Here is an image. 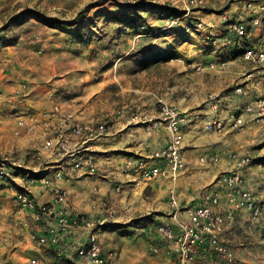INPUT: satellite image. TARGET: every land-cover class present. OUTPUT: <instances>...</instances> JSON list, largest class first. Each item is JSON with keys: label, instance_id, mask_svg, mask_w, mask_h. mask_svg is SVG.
Listing matches in <instances>:
<instances>
[{"label": "crops", "instance_id": "1", "mask_svg": "<svg viewBox=\"0 0 264 264\" xmlns=\"http://www.w3.org/2000/svg\"><path fill=\"white\" fill-rule=\"evenodd\" d=\"M212 1L206 0L201 7L186 6L184 0H181V7L168 4L181 11L179 15H169L143 6L128 11L129 8L124 7L127 2L123 1L110 5V11H107L104 6L109 0H43L40 3L46 11L36 12L39 15L35 19L37 25H33L37 32L33 30L32 35L27 33L26 36L22 31L18 41L4 44L6 36L2 27L12 17L19 16L17 20L25 25L35 14L23 12L31 8L27 6L29 2L0 0V157L9 159L11 176L10 180L0 183V264H32V260L34 264H88L84 259L73 257L69 250L65 255L44 253L31 234H43L51 223L44 215L40 221H35V211L19 209L14 199L25 172L48 170L51 175L58 168L69 170L73 163L70 158L62 160L51 156L43 149L39 136L14 134L20 116L38 113L52 103L85 120H110L106 135L88 143V149L80 153L91 156L97 169L94 174L74 172L72 182L67 185L68 214H84L99 226L102 252L114 251L117 264H176L175 256L156 231L158 224L168 222V192L173 183L168 177L144 181L135 170L140 159H149L152 164L161 163L152 158L153 153L166 146L169 134L162 123L156 127L148 121L133 123L127 115L116 117L114 112L124 105L130 113L133 106L139 104L141 115L159 119L156 99L162 98L189 113L191 118L183 128L186 167L175 182L179 201L183 205L191 203L204 190L223 194L218 178L231 167L229 154L245 151L234 144L237 132L213 133L203 129L206 116L201 105L208 91H221L233 85L242 61L230 62L224 69L205 68L201 72L195 71L193 66L206 63L211 53L215 55L208 39L224 31V14L247 18L255 9L245 14L240 7L243 0H233L230 4H226V0H217L215 4ZM259 4L256 1L255 6ZM81 6L89 7L91 11L80 13ZM113 8L116 11H112ZM110 16L123 21L119 31L125 35L119 37L130 42L125 54L133 45L139 44V39L143 42L150 37L151 40L139 45L141 51L151 47L163 37L156 36L160 30L174 25L177 31L171 35L180 43L179 52L170 55L164 64L168 69L173 67L175 72L162 74L159 70L164 67L158 61L147 63L135 59L125 64L122 60L125 54L103 62L89 58L88 48L92 44L86 39V32L97 27L96 21L102 22ZM133 16L137 17L136 25L130 22ZM44 19L58 22L48 26ZM161 23L165 25L153 28ZM140 24H148L153 29L139 39L136 34L131 38V32L137 33L134 27ZM21 25L19 28L23 30ZM254 32V41L264 40V17ZM47 70L53 71V75L46 74ZM177 74L184 80L178 92L176 85L169 83L171 76ZM136 77L144 80L140 88H136L138 83L131 82ZM249 154L253 160L243 173L244 183L257 199L264 198V191L258 189L260 184L256 180L264 176L259 173L261 167L257 162L260 153ZM211 155H218L219 162H199L200 156ZM30 190L39 204L51 201L50 190L37 185L30 186ZM261 224L249 220L245 209L237 211L234 221L225 229L222 241L237 258L248 257L251 252L246 251L244 244L248 236H239L237 229L246 226L252 230L250 225ZM85 235L86 230L78 227L65 237L63 245H78L84 242ZM152 244L160 246L158 253H149ZM214 261L216 259L206 256L199 264H215Z\"/></svg>", "mask_w": 264, "mask_h": 264}, {"label": "built area", "instance_id": "2", "mask_svg": "<svg viewBox=\"0 0 264 264\" xmlns=\"http://www.w3.org/2000/svg\"><path fill=\"white\" fill-rule=\"evenodd\" d=\"M205 1L184 0V3L186 6L201 7ZM256 1L260 2L257 6ZM240 7L245 14L252 8L255 12L247 18L224 14V31L208 39L215 50V60L193 66L195 71L201 72L205 68L224 69L230 62L242 61L241 70L232 86L221 91L211 90L205 95L201 111L206 116L203 129L208 132H239L251 124H264V40H253L254 31L260 27L264 17V0H243ZM136 29V38L147 32L146 24H140ZM156 100L159 119L141 115L139 104H135L130 113L124 105L114 112L116 117L127 115L133 123L148 121L154 127L162 123L169 134L166 146L153 153L152 158L161 161L160 164L140 159L135 167L144 181L168 177L173 183L168 192V222L158 224L156 231L167 243L168 251L175 256L176 264H199L206 256L226 264H236L237 256L222 241L225 229L234 221L237 211L243 209L248 210L253 221L264 220V202L259 203L254 198L243 180V173L251 164L252 156L246 152L229 154L231 167L218 178L223 194L204 190L191 203L181 204L175 182L186 167L183 128L189 123L191 115L162 98ZM109 121L108 118L82 119L73 111L63 110L57 103L19 118L14 132L16 136L21 133L30 137L39 136L43 149L51 156L62 160L73 159L70 169L66 171L58 168L51 175L48 170L25 172L21 175V188L14 196L19 209L35 211V221H40L44 215L51 223L43 234H31L44 253L65 255L69 250L73 257L84 259L88 264H117L114 251L102 252L98 240L99 226L84 214L69 215L67 212V185L72 182L74 172L94 174L97 169L91 156L80 153L88 149V143L106 135ZM219 160L218 155L199 157L202 164H216ZM10 177L9 159L0 157V183L10 180ZM32 185L50 190L51 201L39 204L30 190ZM78 227L86 230L84 242L71 247L63 245L65 237ZM148 251L156 254L160 246L152 244Z\"/></svg>", "mask_w": 264, "mask_h": 264}, {"label": "rangeland", "instance_id": "3", "mask_svg": "<svg viewBox=\"0 0 264 264\" xmlns=\"http://www.w3.org/2000/svg\"><path fill=\"white\" fill-rule=\"evenodd\" d=\"M25 3L29 2V5L31 8L25 9L23 12H26L27 14L34 13L35 16L32 17L29 21L31 22H26L25 25H21L23 21L17 20L19 16L12 17L7 25L5 27H2L4 30L3 35L6 36L4 37L5 43H13L15 41H18L19 35H22V31L24 33H31L32 31L35 30V19L37 16H39L36 12H43L46 11V8L43 10L42 8L44 7L43 3H40V1L43 0H23ZM99 1H107V0H97ZM123 1L127 2V4L124 7L129 8L128 11H135L138 8H141L143 6L144 8H147L149 10H158V8L152 9V7H160L163 5H177L178 7L182 6L181 0H109V4H106L104 7H106L110 11V5H114L116 2ZM233 0H226V4H230V2ZM96 2V3H97ZM213 4L217 3V0L212 1ZM19 7V6H16ZM172 7V6H171ZM91 11L89 7L81 6L79 8V12H88ZM112 11H116L115 8L112 9ZM30 17V16H29ZM28 19V18H26ZM54 20V19H53ZM55 23L58 21L54 20ZM92 22V21H91ZM122 20L116 19V16H110L106 20L100 22V20L96 21V28H90L88 32H86L87 40L91 41V46L88 48V57L93 58L96 61H106L107 59H113L116 58V56L125 54L126 50L129 48V43L128 40H125L122 38L120 39L119 35H123V31H119L120 23H122ZM132 25H136L138 23L137 17L133 16V20H130ZM21 26H24L23 30L22 28H19ZM165 25V23H161L159 25L153 26L154 29H157L158 27H162ZM147 26V32L149 33L152 31V27H149L150 25L146 24ZM16 29L17 31H12ZM134 29H136L134 27ZM38 30V29H37ZM176 28H174V25L171 26L170 28L166 30H160L156 36H163L157 41H155L151 47L145 49L144 51L140 50V44H148L151 40L150 37H147V40H144L141 42L139 39L138 45H133V48H131L127 54L124 55L122 60H125V64H129L130 61H133L137 59L138 62L144 61V62H154L158 61L162 65V67L159 70L162 74L166 75L167 72L170 71V73H174L175 69L170 66V69L166 68L164 64V60L170 57V55L179 52L178 47L180 45L179 42L174 39V35H171L172 33L176 32ZM37 32V31H36ZM134 34L136 32H131L130 37L134 38ZM166 36H171V37H166ZM173 36V37H172ZM33 37V36H30ZM114 38H117L113 41ZM92 39L95 41L93 43ZM134 40V39H132ZM136 43V42H135ZM140 45V46H139ZM208 60H215V55L211 53L210 58H207ZM121 60V61H122ZM46 74L53 75V71H49ZM128 73V72H127ZM130 74V73H128ZM172 75V74H171ZM53 80V79H52ZM51 80V81H52ZM143 79H139L138 77L134 78L131 80L132 83H138L136 88H140V84L143 83ZM170 84L176 85V90L177 92L180 91L184 85V80L182 77H180L179 74L171 76L170 79ZM176 92V93H177ZM137 93V92H135ZM175 93V92H174ZM181 94V93H179ZM130 98V97H129ZM238 137L234 140V144H236L238 147H242L246 153L253 154V152L260 153L259 158L257 159L259 163V173H262L264 175V126H258L257 124L245 127L242 131L237 132ZM257 182L260 184V189L261 191H264V176L260 177L259 179H256ZM251 191V190H250ZM254 196V195H253ZM256 200H258L259 203L264 202V198L260 197L257 199L256 196H254ZM247 212L248 210L245 209ZM242 219V218H241ZM248 219L251 220L254 224L256 223H262L260 226L256 225H250L252 230H248L246 226H243L242 228H238V235L242 236H248V239L245 241V245L247 247L246 251H250L248 257L242 256V258H237V263L236 264H264V220H260L258 222L253 221L248 213ZM245 225V224H244ZM246 231L249 233H246ZM229 247V246H228ZM232 247V245H231ZM230 248V247H229ZM215 264H226L223 261L216 260L214 261Z\"/></svg>", "mask_w": 264, "mask_h": 264}, {"label": "trees", "instance_id": "4", "mask_svg": "<svg viewBox=\"0 0 264 264\" xmlns=\"http://www.w3.org/2000/svg\"><path fill=\"white\" fill-rule=\"evenodd\" d=\"M155 8H158V10L166 12L169 15H179L181 13V11L178 10L177 8L167 6V5H163L160 7H152V9H155ZM43 22L46 23L48 26H54L55 25V21L52 19H44Z\"/></svg>", "mask_w": 264, "mask_h": 264}]
</instances>
